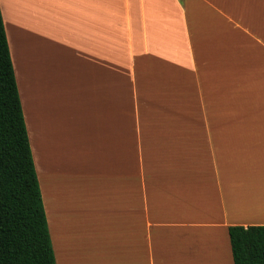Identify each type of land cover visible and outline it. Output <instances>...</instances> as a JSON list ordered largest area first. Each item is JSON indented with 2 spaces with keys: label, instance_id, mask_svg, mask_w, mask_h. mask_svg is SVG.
<instances>
[{
  "label": "crops",
  "instance_id": "obj_1",
  "mask_svg": "<svg viewBox=\"0 0 264 264\" xmlns=\"http://www.w3.org/2000/svg\"><path fill=\"white\" fill-rule=\"evenodd\" d=\"M0 8L56 264L233 263L264 227V0Z\"/></svg>",
  "mask_w": 264,
  "mask_h": 264
},
{
  "label": "trees",
  "instance_id": "obj_2",
  "mask_svg": "<svg viewBox=\"0 0 264 264\" xmlns=\"http://www.w3.org/2000/svg\"><path fill=\"white\" fill-rule=\"evenodd\" d=\"M234 264H264V227H230ZM0 264H56L0 8Z\"/></svg>",
  "mask_w": 264,
  "mask_h": 264
},
{
  "label": "rangeland",
  "instance_id": "obj_3",
  "mask_svg": "<svg viewBox=\"0 0 264 264\" xmlns=\"http://www.w3.org/2000/svg\"><path fill=\"white\" fill-rule=\"evenodd\" d=\"M218 262H220V264H233L230 257H225L224 254H219L215 256L213 260H209V264H218Z\"/></svg>",
  "mask_w": 264,
  "mask_h": 264
}]
</instances>
